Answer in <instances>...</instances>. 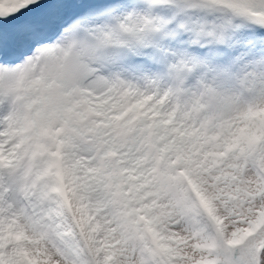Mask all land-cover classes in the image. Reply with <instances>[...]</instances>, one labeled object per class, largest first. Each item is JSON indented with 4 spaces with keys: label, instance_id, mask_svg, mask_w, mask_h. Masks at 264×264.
I'll return each mask as SVG.
<instances>
[{
    "label": "snow or ice",
    "instance_id": "1",
    "mask_svg": "<svg viewBox=\"0 0 264 264\" xmlns=\"http://www.w3.org/2000/svg\"><path fill=\"white\" fill-rule=\"evenodd\" d=\"M0 264H264V0H0Z\"/></svg>",
    "mask_w": 264,
    "mask_h": 264
}]
</instances>
